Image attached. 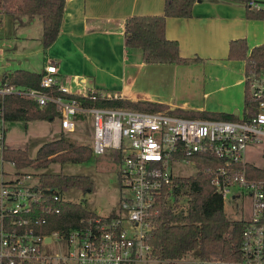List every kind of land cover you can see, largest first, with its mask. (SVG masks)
<instances>
[{
    "label": "built area",
    "instance_id": "built-area-1",
    "mask_svg": "<svg viewBox=\"0 0 264 264\" xmlns=\"http://www.w3.org/2000/svg\"><path fill=\"white\" fill-rule=\"evenodd\" d=\"M250 10L264 11V0H246ZM58 69L48 64L40 87L4 82L0 84V162L4 156L8 119L7 95H19L40 107L55 104L64 132H75V118L91 116L94 123L93 154L107 155L117 166L120 199L109 215L90 213L65 229L50 228L53 216L62 213L66 201L59 190L41 189L30 171L12 177L0 172V264H153L148 239L158 227L160 198L177 177L172 163L195 162L199 155L214 156L219 165L203 169L215 192L226 200H237L246 190L250 209L243 231L239 260L219 255L199 264H264V178H249L248 149L264 144V67L246 79L256 111L235 120L187 117L173 110H139L97 105L117 98L103 91L83 97L85 105L60 85ZM56 87L59 94H55ZM15 164L13 161H9ZM16 165V164H15ZM198 166V164H197ZM200 172L202 169L198 166ZM263 169V168H262ZM244 216V215H243ZM242 217V216H241ZM64 246L53 255L49 251Z\"/></svg>",
    "mask_w": 264,
    "mask_h": 264
},
{
    "label": "crops",
    "instance_id": "crops-1",
    "mask_svg": "<svg viewBox=\"0 0 264 264\" xmlns=\"http://www.w3.org/2000/svg\"><path fill=\"white\" fill-rule=\"evenodd\" d=\"M165 2L67 0L60 33L49 47L43 44L39 16L0 9V84L16 70L43 73L48 64H55L60 85L70 90L67 97L103 91L134 102L164 103L174 112L238 111L237 117L245 113L246 61L230 59V46L233 40L243 38L249 54L264 44V19L249 18L246 0H196L191 16L166 20L167 38L178 41L182 57L190 62L148 64L140 49L126 47L125 23L131 16L162 15ZM172 65L179 67L176 74L204 75L208 89L216 90V98L209 97L200 108L189 109L134 91L139 79L154 82L159 69ZM5 176L12 174L5 171Z\"/></svg>",
    "mask_w": 264,
    "mask_h": 264
},
{
    "label": "trees",
    "instance_id": "trees-1",
    "mask_svg": "<svg viewBox=\"0 0 264 264\" xmlns=\"http://www.w3.org/2000/svg\"><path fill=\"white\" fill-rule=\"evenodd\" d=\"M196 0H166L162 15L131 16L125 23V45L129 49H140L143 59L148 64H188L190 59L182 57L178 41L166 36L167 17H188L192 15ZM67 0H0V9H14L17 14L39 16L43 21V44L52 45L57 39L65 13ZM249 18L264 19V11L250 10ZM230 59L246 61V79L255 69L264 67V44L255 46L248 54V44L243 38L233 40L230 46ZM43 73L16 70L9 74L4 82L27 87H40ZM55 94H59L56 87ZM85 105L95 103L82 95H73ZM0 97V104H1ZM97 105L110 107H128L139 110H169L164 103L113 98L100 101ZM8 121L55 120L61 116L58 107L49 103L40 107L35 101L19 96L7 95L4 99ZM256 101L246 81L244 112L248 117L256 111ZM187 117L235 120L237 116L230 113L196 112L175 110ZM42 145L32 158L27 148L4 149L7 160L24 168L48 166L51 162H83L90 156L92 149L87 145H77L64 135ZM202 169L194 176L176 177L171 185L164 189L160 198L161 215L155 233L148 239L152 246L153 264H176L194 251H199L201 260L219 255L225 260H239L243 231L248 223V216L231 219L225 210L220 194L215 192L208 174L203 169L221 163L210 155L195 157ZM249 178H264V169L252 164L247 165ZM41 189L67 191L71 188L93 189L94 182L90 176L64 173L39 174ZM62 213L53 216L55 220L50 228L65 229L77 223L81 216H88L87 210L73 202L61 204Z\"/></svg>",
    "mask_w": 264,
    "mask_h": 264
},
{
    "label": "rangeland",
    "instance_id": "rangeland-1",
    "mask_svg": "<svg viewBox=\"0 0 264 264\" xmlns=\"http://www.w3.org/2000/svg\"><path fill=\"white\" fill-rule=\"evenodd\" d=\"M176 66V65H175ZM170 68V69H168ZM179 68L167 66L166 69H159L154 82L139 79L134 91L142 96L152 95L162 99H168L189 109L200 108L209 97L216 98V90H209L206 81L201 74H176ZM76 131L67 132L64 136L77 145L93 144L94 123L91 116H78L75 118ZM7 135L5 144L9 148H27L32 158L36 157L39 148L53 140L61 137L60 119L35 120V121H9L7 124ZM92 149V148H91ZM247 160L250 164L264 169V144L252 146L248 149ZM25 167L26 171L32 173V182L37 183L41 173H64L90 176L94 182L93 189L83 190L82 188H71L62 192L66 201L81 205L91 213L109 215L117 209L120 199V186L117 179V166L107 155L91 156L83 162H51L44 167ZM19 170L17 165L5 161L0 162V172L6 171L16 174ZM173 174L177 177L194 176L199 168L195 162H174L172 163ZM242 191L237 200L228 199L225 202V210L231 219H240L241 216H248L250 209L249 193ZM56 250H50L53 255L64 253V246H56ZM199 251H194L176 264H199Z\"/></svg>",
    "mask_w": 264,
    "mask_h": 264
},
{
    "label": "water",
    "instance_id": "water-1",
    "mask_svg": "<svg viewBox=\"0 0 264 264\" xmlns=\"http://www.w3.org/2000/svg\"><path fill=\"white\" fill-rule=\"evenodd\" d=\"M235 114H238V111H236Z\"/></svg>",
    "mask_w": 264,
    "mask_h": 264
}]
</instances>
